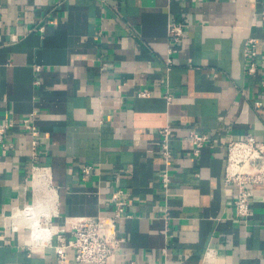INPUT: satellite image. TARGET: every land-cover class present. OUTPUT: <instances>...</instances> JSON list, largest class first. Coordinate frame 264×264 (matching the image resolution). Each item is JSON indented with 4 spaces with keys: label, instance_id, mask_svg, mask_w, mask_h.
Returning a JSON list of instances; mask_svg holds the SVG:
<instances>
[{
    "label": "crops",
    "instance_id": "crops-1",
    "mask_svg": "<svg viewBox=\"0 0 264 264\" xmlns=\"http://www.w3.org/2000/svg\"><path fill=\"white\" fill-rule=\"evenodd\" d=\"M263 7L264 0H0V120L35 114L41 133L36 161L27 132L13 129L12 147L0 144V264H63L57 235L69 243L79 219L113 217L117 190L128 206L110 264H264V185L241 221L237 193L223 182L228 141L252 134L264 142ZM179 22L186 33L171 55L169 25ZM248 38L258 40L255 77L245 69ZM166 127L174 131L168 166L158 134ZM194 131L215 141L200 156L189 143ZM40 224L49 245L32 239ZM74 258L70 248L68 264Z\"/></svg>",
    "mask_w": 264,
    "mask_h": 264
},
{
    "label": "built area",
    "instance_id": "built-area-1",
    "mask_svg": "<svg viewBox=\"0 0 264 264\" xmlns=\"http://www.w3.org/2000/svg\"><path fill=\"white\" fill-rule=\"evenodd\" d=\"M105 1V0H103ZM264 14V7H263ZM187 25L179 22L169 25V37L171 48L169 53L172 55L177 52V48L182 42ZM45 28L41 27L40 31ZM245 69L251 76L259 74V46L256 38H248L244 43ZM168 68L173 66V60H167ZM38 69V68H37ZM264 90V77L261 81ZM147 95V94H144ZM165 98L170 103L173 101V95L167 92ZM257 107H262L263 103H256ZM13 129L27 132L32 138V158L37 160L40 150L41 133L35 124V114L15 123L11 120H0V144L9 149L12 144L6 143V137ZM161 138V154L164 162L168 166L173 159V153L170 144L173 140L174 131L171 127H166L158 131ZM189 143L192 144V150L195 156H200L202 150L206 147L215 145L214 138L208 133L194 131L189 137ZM226 149V167L224 173V185L233 188L236 193L234 202L235 217L241 221L247 220L252 215V204L255 198L254 188L264 185V142L248 134L243 139H231L225 145ZM42 167L34 165V172H40ZM42 171L45 168H42ZM92 171L91 166L83 169L85 176ZM164 187L167 188L170 182L169 170L166 169L161 175ZM112 200L115 206L113 217L83 218L73 224L74 240L66 243L62 240V235H57L58 244L55 246L58 259L63 264H68V250L74 249L75 264H110L120 248L123 240L118 235V221L126 217V208L128 206L125 192L117 190L113 193ZM39 234L33 232L32 239L40 245L50 244V231L48 225H39L37 227ZM136 264V263H133Z\"/></svg>",
    "mask_w": 264,
    "mask_h": 264
},
{
    "label": "bare ground",
    "instance_id": "bare-ground-1",
    "mask_svg": "<svg viewBox=\"0 0 264 264\" xmlns=\"http://www.w3.org/2000/svg\"><path fill=\"white\" fill-rule=\"evenodd\" d=\"M36 175H38V174H36ZM40 176H41V175H40ZM43 176H44V175H43ZM36 177H37V176H36ZM44 177H45V176H44ZM39 178H40V177H39ZM39 178H38V180L41 181L40 179L42 178V176H41L40 179H39ZM46 178H47V177H46ZM42 179H45V178H42ZM44 181H45V180H44ZM45 182H46V181H45ZM36 183H38V182H36ZM41 184H42V183H41ZM41 184H40V185H41ZM45 184H47V182H46ZM40 185H39V186H40ZM42 186H43V185H42ZM46 186H47V185H46ZM36 187H37V186H36ZM37 189H38V191H39V188H37ZM46 189H47V188H46ZM42 190H43V187H42ZM47 190H49V189H47ZM51 191H52V190H51ZM45 192H46V191H45ZM54 194H55V193H54ZM54 194H53V195H54ZM39 195H40V194H39ZM51 195H52V194H51ZM50 197H51V196H50ZM53 198H54V197H53ZM44 199H45V198H44ZM45 203H46V202H45ZM35 204H36V203H35ZM43 205H45V204H43ZM33 206H34V205H33ZM36 206H37V209H38V207H39V206H38V203H37ZM47 206H48V204H47ZM33 209H34V208H33ZM40 210H41V209H40ZM38 211H39V209H38ZM38 211H37V212H38ZM47 211H48V210H47ZM47 211H46V212H47ZM37 212H36V213H37ZM41 212H42V211H41ZM32 213H33V212H32ZM36 213H35V214H36ZM28 214H29V213H28ZM33 214H34V213H33ZM48 214H49V213H48ZM29 215H30V214H29ZM29 215H28V216H29ZM36 215H37V214H36ZM28 216H27V217H28ZM34 217H35V216H34ZM47 218H48V216H47ZM36 220H37V219H36ZM20 221H21V220H20ZM38 221H39V220H38ZM32 222H33V221H32ZM36 222H37V221H36ZM37 223H38V222H37ZM32 226H34V225H32ZM35 226H36V225H35ZM35 226H34L33 228H34L35 235H37V234L40 233V231H38V229L35 228ZM37 227H38V226H37ZM38 232H39V233H38Z\"/></svg>",
    "mask_w": 264,
    "mask_h": 264
}]
</instances>
